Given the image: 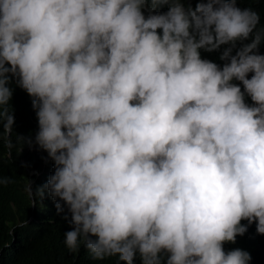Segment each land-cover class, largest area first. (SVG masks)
Listing matches in <instances>:
<instances>
[{
	"label": "clouds",
	"instance_id": "9594fccd",
	"mask_svg": "<svg viewBox=\"0 0 264 264\" xmlns=\"http://www.w3.org/2000/svg\"><path fill=\"white\" fill-rule=\"evenodd\" d=\"M262 42L260 13L236 0H0V138L13 147L15 79L38 120L16 142L47 152L23 187L67 207L69 251L249 264L223 245L253 222L264 234Z\"/></svg>",
	"mask_w": 264,
	"mask_h": 264
},
{
	"label": "trees",
	"instance_id": "16d2710c",
	"mask_svg": "<svg viewBox=\"0 0 264 264\" xmlns=\"http://www.w3.org/2000/svg\"><path fill=\"white\" fill-rule=\"evenodd\" d=\"M181 2L185 7L191 5L195 8L201 0H181ZM236 3L241 8L251 7L259 12L260 22L264 24V0H236ZM167 9L168 5L162 4L155 11L166 12ZM143 11L147 16V10L143 9ZM258 51L264 54V42L261 43ZM201 55L202 58L211 59L221 66L224 63L219 59L218 52L208 53L201 50ZM251 75L252 73L248 74L249 78ZM234 82L241 84L243 90L241 82ZM9 86L13 89L10 100L14 116L10 134L13 147L9 149L0 138V177H10L12 182L0 184V264H116L115 257L103 260L92 259L83 245L77 252L68 250L64 244V233L73 227L69 223L71 214L66 206L58 213L55 202L47 192L43 198H37L36 203H31L30 196L23 187V180L27 182L25 179L29 177L26 164L37 166L38 163L43 162L42 155H46L47 152L33 144L31 147L37 153L26 149V146H29L27 143L22 146L16 142L17 135L34 139L38 130V120L34 109L30 113L32 97L15 83V79ZM246 102L253 103L250 97H246ZM2 131L3 126L0 124V132ZM19 147L23 150L20 151ZM53 172L54 168L49 173L43 174L42 178L33 176L30 180L33 189L44 185ZM241 223L247 224V221L242 220ZM223 247L225 251L237 247L247 250L251 255L249 264H264V234L257 233L255 222L248 226L243 235H237L235 243L225 242ZM119 264L125 262L120 261ZM134 264H141L138 253L134 257Z\"/></svg>",
	"mask_w": 264,
	"mask_h": 264
},
{
	"label": "rangeland",
	"instance_id": "374dc122",
	"mask_svg": "<svg viewBox=\"0 0 264 264\" xmlns=\"http://www.w3.org/2000/svg\"><path fill=\"white\" fill-rule=\"evenodd\" d=\"M28 149H29V148H28ZM27 171H29V173L31 174L32 172H34V169L29 167V169H27ZM26 185H27V184H26ZM26 185H25V189H26Z\"/></svg>",
	"mask_w": 264,
	"mask_h": 264
}]
</instances>
